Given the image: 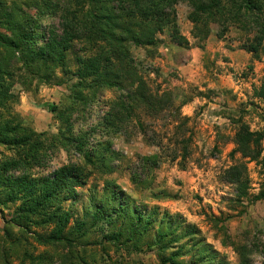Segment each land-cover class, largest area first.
I'll return each instance as SVG.
<instances>
[{
  "label": "trees",
  "instance_id": "16d2710c",
  "mask_svg": "<svg viewBox=\"0 0 264 264\" xmlns=\"http://www.w3.org/2000/svg\"><path fill=\"white\" fill-rule=\"evenodd\" d=\"M183 2L190 6L195 46L204 48L213 31L222 38L236 28L242 48L261 58L264 0H0V209L9 211L0 231V264H95L93 247L107 250L105 244L136 252L170 250L163 264H233L195 229L182 232L166 217L158 222L156 209L147 213L134 205L112 179L92 193L82 217L68 205L92 179L115 172L122 155L114 148L118 136L130 141L142 134L160 150L141 157L147 178L163 155L186 167L194 138L191 117L182 113L187 101L178 103L173 92L154 88L147 68L133 55V47H140L158 56L159 35L168 27L176 44L191 48L177 23ZM55 84L68 89L62 102L45 104L58 130L38 131L16 109L17 86L38 91ZM109 90L114 97L89 124L88 112ZM253 97L264 102V77ZM165 113L172 116L170 135L156 128ZM258 114L260 129L234 119L232 154L242 160L222 177L236 185L237 201L250 196L248 162L256 161L264 171V106ZM60 151L69 161L49 169ZM132 178L151 184L137 174ZM260 199L264 189L253 200ZM222 242L233 247L239 264H254L252 242L227 233Z\"/></svg>",
  "mask_w": 264,
  "mask_h": 264
},
{
  "label": "rangeland",
  "instance_id": "374dc122",
  "mask_svg": "<svg viewBox=\"0 0 264 264\" xmlns=\"http://www.w3.org/2000/svg\"><path fill=\"white\" fill-rule=\"evenodd\" d=\"M177 8L180 32L189 38L191 48L176 44L171 37L172 28L168 27L159 35L158 56L151 57L140 47H133V55L136 62L147 68L154 88L173 92L178 103L187 101L182 113L191 117L189 127L194 138L186 167L182 168L179 160L173 161L170 156L163 155L159 167L147 178L141 168V157L160 154V150L142 134L130 141L118 136L114 138V148L122 155L115 162V172L105 179H92L79 189V196L68 205H73L76 217H82L92 193L101 192L105 180L112 179L120 191L133 199L134 205L146 209L147 213L156 209L158 222L166 217L167 224L176 222L182 232L195 229L233 264H239V257L232 246L223 245L225 233L234 240L252 242L256 247L251 256L254 264H264V199L253 200L264 189V171L256 161L248 162L250 196L242 201H237L236 185L222 177L227 167L242 160L239 153L232 154L234 119L243 118L252 129L263 126L258 113L264 102L255 99L253 93L264 77V51L260 59L254 58L242 48L241 32L234 28L222 38L213 31L204 48L199 47L204 52L195 55L193 49L198 46L192 34L194 24L189 19L190 6L183 2ZM209 40L212 48L207 49ZM75 66L73 63L74 69ZM17 89L21 100L16 109L24 122L38 131L57 132L58 123L45 104L62 102L68 92L67 84L44 85L38 91H26L20 86ZM114 95L110 90L103 93L88 112L89 124L103 113L107 108L105 101ZM171 119V114L165 113L156 122V128L170 135L168 123ZM69 159L65 151H60L49 169ZM135 174L151 184L134 182ZM5 217L9 218V211L0 209V231L6 224ZM105 245L107 250L93 247L95 264H163L164 256L170 254V250L157 248L136 252ZM39 249L45 247L39 246ZM88 252H92L91 248Z\"/></svg>",
  "mask_w": 264,
  "mask_h": 264
},
{
  "label": "crops",
  "instance_id": "0c3cea01",
  "mask_svg": "<svg viewBox=\"0 0 264 264\" xmlns=\"http://www.w3.org/2000/svg\"><path fill=\"white\" fill-rule=\"evenodd\" d=\"M211 46H212V41L209 40V43L207 44V47H206V48H207V49L212 48ZM193 52H194L195 55H198V54H200V53H203L204 50H202V49L199 48V47H196V48L193 49ZM196 59H197V58L195 57L194 60H196Z\"/></svg>",
  "mask_w": 264,
  "mask_h": 264
}]
</instances>
